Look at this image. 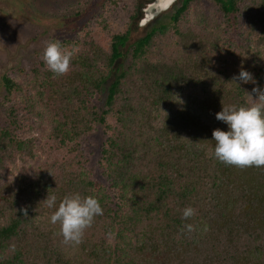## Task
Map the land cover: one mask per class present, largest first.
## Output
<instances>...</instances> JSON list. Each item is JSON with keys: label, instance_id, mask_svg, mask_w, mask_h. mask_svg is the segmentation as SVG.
<instances>
[{"label": "trees", "instance_id": "trees-1", "mask_svg": "<svg viewBox=\"0 0 264 264\" xmlns=\"http://www.w3.org/2000/svg\"><path fill=\"white\" fill-rule=\"evenodd\" d=\"M172 1L134 0L114 32L106 18L119 0L85 3L72 19L87 20L50 40L72 53L66 74L42 59L2 76L0 264H264V167L207 154L213 130H229L222 106L264 90V0H181L133 40ZM241 67L255 83L233 81ZM187 89L202 99L181 102ZM75 192L95 195L103 215L72 247L43 201ZM187 206L196 215L183 220ZM188 223L196 230L181 233Z\"/></svg>", "mask_w": 264, "mask_h": 264}, {"label": "clouds", "instance_id": "clouds-1", "mask_svg": "<svg viewBox=\"0 0 264 264\" xmlns=\"http://www.w3.org/2000/svg\"><path fill=\"white\" fill-rule=\"evenodd\" d=\"M42 59L47 68L56 75H64L69 71L72 53L62 49L59 41H49L43 49ZM239 80L245 84L255 83L253 76L241 67L239 75L233 81ZM256 94L253 102L247 106L235 104L223 105L216 113V119L228 126V131L214 129L212 137L214 148L207 149V154L218 161L246 169L249 167H264V90L253 88ZM49 209H55L50 217L52 225H59L56 235L62 237L66 246L77 247L83 242L85 231L92 226L96 216L103 215V208L95 195L82 196L79 192L65 195L57 205V197L49 195L43 201ZM20 211L26 217L27 208ZM182 219L188 220L196 215V209L187 206L181 210ZM196 230L193 224H185L180 232L192 233ZM205 231L207 226H205ZM112 234L108 233L111 240Z\"/></svg>", "mask_w": 264, "mask_h": 264}, {"label": "rangeland", "instance_id": "rangeland-1", "mask_svg": "<svg viewBox=\"0 0 264 264\" xmlns=\"http://www.w3.org/2000/svg\"><path fill=\"white\" fill-rule=\"evenodd\" d=\"M91 2L93 0H0V100L4 94L2 76L6 73L17 72L19 69L29 72L37 67L42 60L41 54L46 42L54 37H70L72 31L84 19L87 20L83 18L80 21H74L73 14L82 9L85 3ZM180 3L181 0H174L165 10H161L162 3L158 4L157 14L135 30L133 40L144 36L152 26L167 23L168 18ZM132 6H134V0H119L116 8L109 12L108 17L110 18L106 19L112 27V32L124 29L127 21L123 16L127 14L125 11ZM61 14L66 18L59 17ZM187 97L202 99L203 94L199 89H187L182 93L180 101L182 102ZM165 111L170 110L165 109ZM7 123L6 116L0 110V125L6 126ZM89 142L90 155L91 151L97 150L99 138L95 137ZM96 155L97 153L90 157V163L95 169L92 176L94 181L102 182V178L96 174ZM28 166L30 165L27 163L23 168L17 167L13 173L27 174L32 170ZM15 177L12 176V178Z\"/></svg>", "mask_w": 264, "mask_h": 264}]
</instances>
